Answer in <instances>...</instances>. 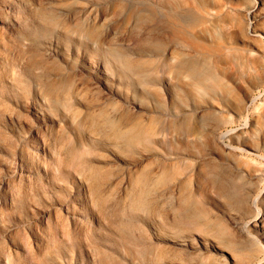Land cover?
I'll use <instances>...</instances> for the list:
<instances>
[{"label":"rangeland","instance_id":"1","mask_svg":"<svg viewBox=\"0 0 264 264\" xmlns=\"http://www.w3.org/2000/svg\"><path fill=\"white\" fill-rule=\"evenodd\" d=\"M93 1L113 3L95 24L0 0V264H251L264 253V0H175L191 17L163 40L143 37L147 20L109 27L125 0ZM229 212L254 216L234 262L196 238L177 248L191 234L234 247Z\"/></svg>","mask_w":264,"mask_h":264},{"label":"bare ground","instance_id":"2","mask_svg":"<svg viewBox=\"0 0 264 264\" xmlns=\"http://www.w3.org/2000/svg\"><path fill=\"white\" fill-rule=\"evenodd\" d=\"M68 0H42V10L43 15L49 16L51 13L57 14L59 16H68L71 21L74 23H86L88 24L93 20L94 24L96 22L102 21L106 19L108 15L109 9L113 6L112 1H102L95 2L93 0H85V4H83L79 9L69 10L68 8ZM126 6L121 14H113V16L109 19V27H113L114 25H120L125 23V25L132 24L134 18H138L140 20L149 21V27L144 28L142 35L144 38H149L153 36L157 40H163L164 38L170 36V33L167 29H171L175 32L176 28L186 23L187 19L191 17L190 9L182 7V5H176L175 0H125ZM115 5V4H114ZM208 14V13H207ZM205 14V24L206 26H212L215 23V20L208 14ZM188 15V16H187ZM188 17V18H187ZM49 45L48 54L51 56L54 55H64L62 49L57 46ZM84 70L90 71V60L83 57ZM88 66L89 68H86ZM89 69V70H88ZM94 75L99 78V82L102 84H109L113 80L112 74L109 73L108 70L103 69L100 70L97 68L96 71H91ZM168 84V82H167ZM170 84H168L169 86ZM175 96V94H174ZM112 118L116 117V112L109 111ZM40 145L36 139L31 141V153L29 154V160H33L38 154V149ZM119 179V177H117ZM169 193L166 191L162 192V196L164 198L168 197ZM254 216L242 217L234 215L233 212H229L228 219L231 220L234 225L233 228L236 231V236L238 241L234 247H229L227 244L223 242H218L213 239H204L201 236L189 235L187 238L179 240L176 242L177 248L182 250L183 252L187 251L189 248H192V240L197 239L199 241L200 246H205V242L209 243L210 251L215 252L222 258L230 259L231 262H234V256H238V254L243 253L248 250V242L246 241L245 231L243 230V222L244 221H252ZM259 222L255 225V235L264 244V218L259 219ZM177 264H191L187 258H183L182 261L177 262ZM251 264H264V253L260 255V257H256Z\"/></svg>","mask_w":264,"mask_h":264}]
</instances>
